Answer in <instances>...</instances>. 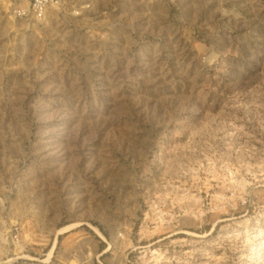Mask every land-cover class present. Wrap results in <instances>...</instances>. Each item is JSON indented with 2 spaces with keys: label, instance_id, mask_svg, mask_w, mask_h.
<instances>
[{
  "label": "rangeland",
  "instance_id": "obj_1",
  "mask_svg": "<svg viewBox=\"0 0 264 264\" xmlns=\"http://www.w3.org/2000/svg\"><path fill=\"white\" fill-rule=\"evenodd\" d=\"M0 0V264H264V0Z\"/></svg>",
  "mask_w": 264,
  "mask_h": 264
},
{
  "label": "built area",
  "instance_id": "obj_2",
  "mask_svg": "<svg viewBox=\"0 0 264 264\" xmlns=\"http://www.w3.org/2000/svg\"><path fill=\"white\" fill-rule=\"evenodd\" d=\"M11 14L19 19L33 17L40 19L50 8L59 6L63 0H11Z\"/></svg>",
  "mask_w": 264,
  "mask_h": 264
}]
</instances>
